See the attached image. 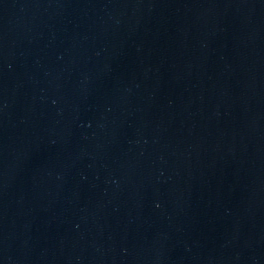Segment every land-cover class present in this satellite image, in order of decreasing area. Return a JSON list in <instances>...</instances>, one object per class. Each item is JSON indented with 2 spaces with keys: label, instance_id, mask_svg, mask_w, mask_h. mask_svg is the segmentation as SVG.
Listing matches in <instances>:
<instances>
[{
  "label": "water",
  "instance_id": "95a60500",
  "mask_svg": "<svg viewBox=\"0 0 264 264\" xmlns=\"http://www.w3.org/2000/svg\"><path fill=\"white\" fill-rule=\"evenodd\" d=\"M0 264H264V0H0Z\"/></svg>",
  "mask_w": 264,
  "mask_h": 264
}]
</instances>
